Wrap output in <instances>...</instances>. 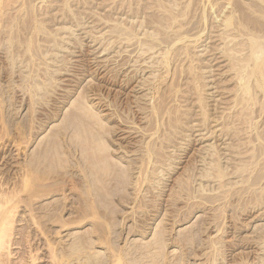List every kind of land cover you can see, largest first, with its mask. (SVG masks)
Returning a JSON list of instances; mask_svg holds the SVG:
<instances>
[{"label":"rangeland","instance_id":"obj_1","mask_svg":"<svg viewBox=\"0 0 264 264\" xmlns=\"http://www.w3.org/2000/svg\"><path fill=\"white\" fill-rule=\"evenodd\" d=\"M0 203V264H264V0H0Z\"/></svg>","mask_w":264,"mask_h":264},{"label":"bare ground","instance_id":"obj_2","mask_svg":"<svg viewBox=\"0 0 264 264\" xmlns=\"http://www.w3.org/2000/svg\"><path fill=\"white\" fill-rule=\"evenodd\" d=\"M7 202V201H6ZM1 204V203H0ZM3 206L0 205V209ZM2 210V209H1ZM0 210V211H1ZM8 214V213H7ZM5 217H3V220L0 222V246L1 244L5 241V238L7 237L8 231H9V226H10V221L8 219L9 215H7ZM11 229V228H10ZM6 242V241H5ZM4 246V245H2ZM1 246V247H2ZM52 255V254H51Z\"/></svg>","mask_w":264,"mask_h":264}]
</instances>
